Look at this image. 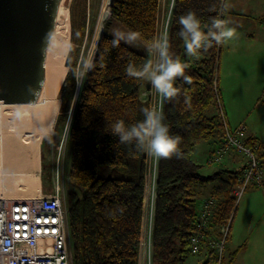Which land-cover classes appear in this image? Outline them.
I'll list each match as a JSON object with an SVG mask.
<instances>
[{"label":"trees","instance_id":"1","mask_svg":"<svg viewBox=\"0 0 264 264\" xmlns=\"http://www.w3.org/2000/svg\"><path fill=\"white\" fill-rule=\"evenodd\" d=\"M110 2L106 3L110 16L92 47V67L82 71L78 80L87 23L86 0L78 1L79 9L71 18V42L65 58L68 69L54 124V135L65 134L70 146V187L65 198L73 264H137L143 232L148 155L134 144L118 143L107 128L118 120L126 125L142 120V109L151 107L149 99H141L142 80L130 78L125 69L129 63L142 67L151 60L146 46L157 38L161 6L160 0H112L111 6ZM221 5L222 0H174L168 26L170 52L186 65L184 75L191 82L177 78V96L162 105L164 123L169 134L179 139L183 157L157 161L152 264H184L191 254L189 237L198 219L197 188L215 182L210 196L218 203L211 226L224 221L233 206L230 191L240 174L221 170L205 175L193 159L202 140L215 133L224 136L217 100L222 45L213 43L198 58L189 57L178 35L179 18L189 12L196 15L206 33L213 18L223 20ZM113 27L135 33L143 49L123 41L112 47ZM247 143L262 159L256 140L248 137ZM205 247L209 255L211 250ZM225 262L224 257L222 264Z\"/></svg>","mask_w":264,"mask_h":264},{"label":"built area","instance_id":"2","mask_svg":"<svg viewBox=\"0 0 264 264\" xmlns=\"http://www.w3.org/2000/svg\"><path fill=\"white\" fill-rule=\"evenodd\" d=\"M168 1L164 26L162 25L164 28L160 30L158 26L157 37L165 29L168 31L174 0ZM149 57L151 60L154 59L150 55ZM154 91L155 89L150 84V88L141 94V99L150 100ZM217 100L224 125V136L222 142L210 155L209 161L221 164L231 150L242 154L245 161L237 182L231 188L230 196L233 206L224 221L216 227L211 226L218 203L214 196H208L198 201L197 225L189 237V250L191 254H199L202 247L207 246L211 252L205 264H222L240 199L248 186L264 184L263 160L259 157L255 147L247 143L248 137L244 125L230 128L220 98ZM148 159L144 224L137 264H143L144 257H147L148 264H152L151 236L158 160L153 158L151 164L152 157L150 155H148ZM0 264H73L66 198L58 181L52 184L49 191L40 189L38 195L7 196L0 193Z\"/></svg>","mask_w":264,"mask_h":264},{"label":"rangeland","instance_id":"3","mask_svg":"<svg viewBox=\"0 0 264 264\" xmlns=\"http://www.w3.org/2000/svg\"><path fill=\"white\" fill-rule=\"evenodd\" d=\"M79 0H65V3L69 5V12H70V29H71V18L73 15V12H77L79 9L78 5ZM168 0H161V7H160V14L164 13L163 15H160L159 23L158 26L160 30H162L164 27V22H165V17L167 13V8H168ZM106 3L107 0H86V14H87V23H86V32L85 36L82 40L81 44V56L83 57L82 65L81 67L77 70L79 72L85 71V64L88 63L89 58L91 61V57L93 54L92 47L93 45L96 44V39L98 38L100 34V30L102 29L104 22L109 18V16L106 13ZM164 4V5H162ZM224 20V18H223ZM163 25V26H162ZM227 27H229L227 23ZM230 28V27H229ZM115 27L111 29V33L114 32ZM119 29L123 33H128L126 30H124L122 27L121 28H116L115 30ZM72 31V30H71ZM253 36H250V38L246 37V42L249 47H246V49H243L242 45H240L239 48L236 50L233 49L231 46V43H234L235 41H238L240 38H236L234 36L231 40L225 42L222 44V52H221V57H220V63H219V91L221 94V90L223 88H226L223 86L224 83V76L225 73H227L228 70H232L234 72L239 71L243 72L246 71V73L251 76L252 73L253 76L255 77V73L257 74V64L258 60L260 59L262 55V47H263V39H262V30H257L256 32L253 33ZM159 36V35H158ZM71 37V35H70ZM78 37V36H76ZM71 42V39H70ZM88 44L85 50L83 51V47L85 44ZM78 39L76 40L75 47H78ZM238 44V43H236ZM129 45V44H128ZM247 45V46H248ZM132 48L136 50H142L143 45L137 40L135 45H130ZM92 51V53H91ZM91 55V56H90ZM247 56H252L251 57V62H248ZM81 57L79 58L80 61ZM89 61V63H90ZM79 64V63H78ZM68 69V67H67ZM77 71V72H78ZM258 77V76H257ZM256 77V78H257ZM145 81L142 80L141 82V94L146 90L145 88ZM253 83H250L249 86L251 87ZM221 87V88H220ZM264 88V87H263ZM253 89V93H245L244 95L241 96V104L246 107L248 111L251 110L252 114L251 117L253 119V123L257 125L260 129L264 130V118L263 117H258V115L261 114L262 106L254 109L253 110V105L256 101L262 103L264 101V90L263 93H261L259 96H256L255 88ZM232 95H220V99L225 98L227 101L225 102L226 105H228L229 98L232 99ZM235 99V98H234ZM240 99V97L236 98V103L239 106L240 103L237 102ZM256 99V100H255ZM262 100V102H261ZM150 102L151 106L154 105V107L159 106V95L154 91V94L150 97ZM261 108V109H260ZM58 112H59V107H58ZM58 114V113H57ZM57 116V115H56ZM56 120V118H55ZM55 124V122H54ZM11 123H7L3 129L5 134V148H6V156L8 155L7 158L12 159L13 156H15L13 159L16 160L17 154H19V146L17 143V138L15 139L16 136L12 135L13 131L10 130L12 129ZM8 126V127H7ZM53 130V131H52ZM51 132L49 135H44L42 138V142L40 144V149H39V159H40V173H41V180L43 181V190H51V186L53 183L57 182L61 186L63 192L70 187L69 182H68V169H69V156H70V146L68 142L66 141V138L63 137V134L59 131L57 135H54V125L52 127ZM12 134H11V133ZM10 133V134H9ZM11 135L13 136L12 138ZM7 139V140H6ZM14 140V141H13ZM16 141V142H15ZM16 143V144H15ZM15 145V146H14ZM18 148H17V147ZM16 149H15V148ZM9 149V150H7ZM17 152H14L15 150ZM10 152V153H9ZM9 153V154H8ZM243 156V155H242ZM244 157V156H243ZM9 160L8 161L9 165L7 167V171L9 173H16V172H23L26 171L27 169L22 168L21 166H16V164L13 162L14 160ZM245 161V158H244ZM243 161V163H244ZM153 163V158L151 159V164ZM11 166V167H10ZM15 166V167H14ZM10 167V168H9ZM22 168V170H21ZM10 169V170H9ZM12 171V172H11ZM13 175L7 177V182L10 187L8 189H2L0 187V193H3L6 195V191L10 190L11 192H15L16 190L10 189L13 188V182L17 184V181H14ZM21 184L25 186V190L21 193L22 196L30 195V194H36L34 192V189L30 186V182L28 180L23 181H18ZM250 186H255L260 193L256 195H252L250 197V208H249V213L252 214L254 219L251 217H248L250 221L253 222L252 225V230L247 234L246 236V241L247 245L250 243L256 241L259 242L261 245V249L257 248V252L260 250L262 252V258H263V263L258 262V264H264V186H256V185H250ZM255 190V189H254ZM9 192V191H8ZM243 198V197H242ZM241 198V199H242ZM241 199L237 205V210L238 207L241 204ZM236 210V211H237ZM236 214V213H235ZM248 247L246 248V253L248 252ZM227 254L225 255V260L226 262L224 264H227L228 260ZM204 261V256L199 253V254H190L186 262L184 264H201ZM255 262L254 264H256Z\"/></svg>","mask_w":264,"mask_h":264},{"label":"crops","instance_id":"4","mask_svg":"<svg viewBox=\"0 0 264 264\" xmlns=\"http://www.w3.org/2000/svg\"><path fill=\"white\" fill-rule=\"evenodd\" d=\"M224 3H227L228 5L227 10L223 12L224 21H226L229 27L234 30L236 38H240L238 41L231 43V46L234 50L239 48L240 45H242L243 49L249 47L250 45L247 44L246 37L250 38V36H253V33L257 30H262V39L264 42V0H224ZM160 15H162V13ZM251 57L252 56H247L249 63H252ZM256 68L257 74L255 73V77L253 76L254 73L249 76L246 71L234 72L231 69L228 70L227 73H225V80L223 83V86H225L226 88H223V90H221V94L219 91V94L221 96L232 95V99L229 98L228 105L225 104L227 99H220L223 111L225 113L227 124L230 128H235L236 126H239L241 124L244 125L247 137L255 139L256 145H260L259 153L262 155V160L264 163V130L260 129L257 125L253 123V120H251L253 119L251 117V110L248 111L246 107L240 102L242 95H244L245 93H253L252 88H255L254 90L256 92V96H259L261 93H263L264 44L262 47V55L258 60ZM147 82L148 81H145V88ZM250 83H253L251 87L249 86ZM237 97H240V99L237 101L240 103L239 106L236 103ZM261 106V114L258 115V117L264 118V101L262 103L256 101L253 105V110ZM213 111L214 110H211V112ZM222 139L223 137H221L220 134L215 133L205 138L198 145H196L193 153V159L202 166L201 172L203 174L210 175L214 172H218L221 170L235 171L238 175L241 174L245 157H243L242 154L236 153L235 151H229L221 164H214L209 161L210 155L222 142ZM40 183V189H42L43 181L40 180ZM214 184L215 182L211 183L207 187L197 188V199L201 200L210 196ZM262 186H264V184ZM256 189L257 188L255 186L247 187L244 192L243 198L241 199V204L238 207V210L235 212L236 214L232 222L231 231L228 237L227 246L224 253V257L227 254L228 258L231 254H234L233 260L230 264H254L255 262H257L256 264H258V262L263 263L262 252L260 250L257 252V248L261 249L260 243L254 241L247 245L246 241V236L247 234H249V232H251L253 225V222L250 221L248 217L254 219L252 214L249 213L250 197L252 195L260 193ZM38 194L39 192L33 195ZM6 195L22 196L21 193L17 191L11 192L10 190L6 191ZM247 247L249 250L246 253ZM200 253L204 256V261L201 263L203 264L208 257L207 248L203 246ZM143 264H148L147 257H144Z\"/></svg>","mask_w":264,"mask_h":264},{"label":"clouds","instance_id":"5","mask_svg":"<svg viewBox=\"0 0 264 264\" xmlns=\"http://www.w3.org/2000/svg\"><path fill=\"white\" fill-rule=\"evenodd\" d=\"M227 3L222 0L221 13L227 10ZM178 35L184 41L185 52L189 57L198 58L201 50H206L212 44L222 45L235 36L233 29L227 27L224 20L213 18L205 33L201 29V22L192 12L179 18ZM112 47H118L123 41L129 45H135L138 36L135 33H123L119 29L112 33ZM170 41L167 29L146 46V51L153 60L142 67L129 63L126 74L130 78L148 81L160 97L158 107H145L142 109L143 119L130 125L123 120L109 123L107 131L118 138V143L135 145L139 151L146 152L156 160L168 159L172 156L182 158L179 150V139L169 134V128L164 123L163 102L170 101L178 94L175 86L177 78L182 77L190 83L191 78L184 75V65L178 57L170 52ZM90 63L85 64V69H91ZM83 73L78 72V80Z\"/></svg>","mask_w":264,"mask_h":264},{"label":"bare ground","instance_id":"6","mask_svg":"<svg viewBox=\"0 0 264 264\" xmlns=\"http://www.w3.org/2000/svg\"><path fill=\"white\" fill-rule=\"evenodd\" d=\"M70 35L69 5L65 3V0H60L55 15L53 34L45 50L44 84L37 101L21 104H5L0 101V187L2 189L10 187L6 184L7 177L13 175L17 184L13 182L14 186L10 189L22 193L25 186L18 181L28 180L35 193L40 190L41 161L39 159V149L44 135L51 132L58 113L59 90L67 71L65 58L70 46ZM7 123H11L12 129L10 130L14 134L10 133L16 136L17 146H19V154H17L16 160L13 159L15 156L12 157L13 162L16 166L27 169L26 171L16 173L7 171L8 161L12 160L7 158L8 155L6 156L7 147L5 148L4 137L6 132L3 127ZM12 135L10 138L13 137ZM14 152H17V150Z\"/></svg>","mask_w":264,"mask_h":264},{"label":"water","instance_id":"7","mask_svg":"<svg viewBox=\"0 0 264 264\" xmlns=\"http://www.w3.org/2000/svg\"><path fill=\"white\" fill-rule=\"evenodd\" d=\"M59 2L0 0V101L3 103L37 101L44 84L45 50L53 34ZM111 3L112 0L110 6ZM149 88L147 82L146 89Z\"/></svg>","mask_w":264,"mask_h":264}]
</instances>
